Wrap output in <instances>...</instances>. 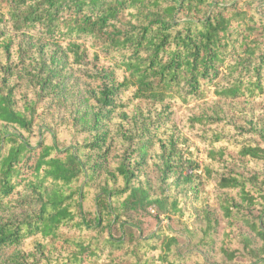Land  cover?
I'll list each match as a JSON object with an SVG mask.
<instances>
[{
    "label": "trees",
    "instance_id": "16d2710c",
    "mask_svg": "<svg viewBox=\"0 0 264 264\" xmlns=\"http://www.w3.org/2000/svg\"><path fill=\"white\" fill-rule=\"evenodd\" d=\"M25 3L0 0V22L5 13L20 16L26 25L37 19L49 37L66 43L74 66L91 59L97 63L101 53L107 64L88 76L96 83L94 125L72 131L73 142L63 150L57 134L49 142L33 144L37 103L24 100L16 107L12 89L0 88V207L19 187L38 199L36 213L0 223V252L26 242L40 255L32 264H264V174L219 178L217 188L231 195L219 204L226 228L217 243L206 213L198 243L222 260L211 263L198 252L184 254L175 235L158 228L142 236V228L123 217L151 206L166 215L175 213L176 201L170 200L164 210L161 198L151 197L150 188L136 183L140 169L132 162L137 152L130 146L120 155L121 162L99 177L115 144L105 138L106 132L95 134L101 117L141 100L187 101L211 87L223 99L263 98L264 7L256 9L250 0H43L31 10L30 5L20 10ZM153 10L154 16L145 15ZM124 13L139 25L119 30ZM9 46V41L0 43L1 53ZM222 70L227 84L215 86ZM238 149L243 158L264 160L261 147L243 144ZM237 224L250 236L235 234ZM114 227L119 236L112 234ZM68 231L70 236H64Z\"/></svg>",
    "mask_w": 264,
    "mask_h": 264
},
{
    "label": "rangeland",
    "instance_id": "374dc122",
    "mask_svg": "<svg viewBox=\"0 0 264 264\" xmlns=\"http://www.w3.org/2000/svg\"><path fill=\"white\" fill-rule=\"evenodd\" d=\"M214 1L220 4L231 2ZM250 1L254 2L256 9L264 7V0ZM42 2L26 0L20 10L29 5L31 10ZM131 12L137 14L135 9ZM3 15L0 43L9 41L10 46L7 52L0 51V88L5 85L12 89L16 107H20L24 100L37 103L33 144L49 142L57 134L58 147L63 150L73 142L70 138L72 131H85L94 125L96 112L91 104L96 83L88 76L96 75L107 61L101 53L97 63L91 59L81 66H74L68 59L66 43L49 37L44 32V23L35 19L26 25L20 16ZM145 15L154 16L155 10L145 11ZM138 25V21L124 13L118 28L128 31ZM223 74L222 70L214 85L227 84ZM182 89L186 94L187 87ZM213 91L211 87L204 95L187 101L180 97L163 102L138 101L109 117H101L103 121L95 134L106 132L105 138L113 139L115 144L99 177L108 175L130 146L137 152L132 162L140 169L136 183L150 188L151 197L161 198L164 210L170 200L176 201L175 213L166 215L151 206L143 211H128L123 217L137 228L140 226L142 236H149L159 228L165 235L177 237V248L184 254L198 252L208 262L221 263V258L213 250L199 247L200 228L204 226L205 214L209 213L214 223L215 240L219 243L222 230L226 228L219 204L231 196L217 188L221 176L264 174V160L253 161L238 155V148L243 144L264 149V97L223 99L216 97ZM4 131L11 132L12 129L5 128ZM122 141L125 146L121 145ZM207 168L211 170L210 176ZM37 210V197L30 189L19 187L0 207V223L24 219ZM234 232L250 236L240 224L236 225ZM70 233L64 232L63 235L70 236ZM112 234L120 235L117 227L112 228ZM134 235L137 236L138 231ZM39 256L24 242V245L1 251L0 264H32Z\"/></svg>",
    "mask_w": 264,
    "mask_h": 264
}]
</instances>
